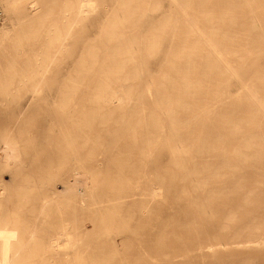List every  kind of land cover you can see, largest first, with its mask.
Returning a JSON list of instances; mask_svg holds the SVG:
<instances>
[{
  "label": "bare ground",
  "instance_id": "obj_1",
  "mask_svg": "<svg viewBox=\"0 0 264 264\" xmlns=\"http://www.w3.org/2000/svg\"><path fill=\"white\" fill-rule=\"evenodd\" d=\"M104 1L0 0V264H264V0Z\"/></svg>",
  "mask_w": 264,
  "mask_h": 264
},
{
  "label": "rangeland",
  "instance_id": "obj_2",
  "mask_svg": "<svg viewBox=\"0 0 264 264\" xmlns=\"http://www.w3.org/2000/svg\"><path fill=\"white\" fill-rule=\"evenodd\" d=\"M36 1V0H35ZM61 0H37V4H36V10L33 11V12H36V14H41L42 11L46 10L47 7L49 6H53L56 10H53L54 12L50 13L48 15V17L50 18V20H52V18H57L59 17V9H60V6L58 5L60 3ZM104 3H107L108 5V8L106 9V11H110V8H112L113 4L115 3V0H105ZM103 3V4H104ZM24 11L22 12H13V11H10L6 6H2L0 4V10H1V18H0V24H10L12 26H18L20 25V27H27V25L29 24V16L32 14L30 13V9H25V7H23ZM101 10H103L102 6H101ZM34 17V16H33ZM105 18V11L103 10L102 11V14L95 17L91 22H89V25L87 27V32L86 34H84L83 32H80L78 35H74L71 39L72 41V44L69 46V52L70 53H74L73 56H70L68 58H66V61L65 62H61V67H63V70L64 72H60V73H57V77L58 79H60L62 77L63 74L66 73L67 69L71 67L72 64H74L75 60H77L80 56V53L82 52L83 48H84V45L86 44L85 41L89 40V38L91 37V34L94 33V29L92 30V23H94L96 25V28L97 29V26H99L98 24V20L101 21V19H104ZM51 22V21H49ZM43 28H40L37 32L38 35H41L43 37ZM78 39V43L75 44L74 43V40ZM37 42H39L38 39H34L32 40V42H26L24 41L25 43V46H24V53H29V52H32V51H35V50H38V46H37ZM5 43H13V42H8L6 41ZM1 55H0V59H1ZM23 59H28L27 57H25V55L23 56ZM1 61V60H0ZM10 66H14L15 68L17 67L18 69L16 71H10L9 70V67ZM25 66L24 63H22V61H18V62H15L14 64H7L6 62L2 61L1 64H0V69L2 70L1 74L2 76H8L10 74H13L15 73L14 75L18 76L19 74H21V71H20V68H23ZM16 82V81H15ZM14 82V83H15ZM20 91H24V92H27L29 93L28 89H19ZM23 98V97H22ZM21 98V99H22ZM24 100V99H23Z\"/></svg>",
  "mask_w": 264,
  "mask_h": 264
}]
</instances>
